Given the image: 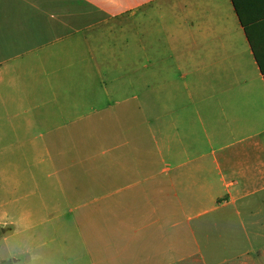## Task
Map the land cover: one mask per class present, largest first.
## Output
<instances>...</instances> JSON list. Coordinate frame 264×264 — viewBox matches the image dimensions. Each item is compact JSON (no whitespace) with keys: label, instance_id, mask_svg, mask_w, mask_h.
<instances>
[{"label":"crops","instance_id":"1","mask_svg":"<svg viewBox=\"0 0 264 264\" xmlns=\"http://www.w3.org/2000/svg\"><path fill=\"white\" fill-rule=\"evenodd\" d=\"M94 16L151 33L126 47L140 94L69 119ZM1 116L12 132L19 117L26 132L109 128L78 156L82 185L64 180L93 197L81 248L45 264H264V0H0Z\"/></svg>","mask_w":264,"mask_h":264},{"label":"rangeland","instance_id":"2","mask_svg":"<svg viewBox=\"0 0 264 264\" xmlns=\"http://www.w3.org/2000/svg\"><path fill=\"white\" fill-rule=\"evenodd\" d=\"M85 11L93 13L88 7ZM93 18L85 22L84 65L70 69L69 104L78 99L80 107H70L73 114L69 119H83L90 105L106 106L122 97V92L140 94L141 63L134 62L126 47L141 43L146 40L144 34L151 33L137 21L134 32L125 31V16L106 23ZM156 23L149 26V32L156 29ZM133 33L135 39L131 38ZM92 94L98 95V101H88L85 106L83 101ZM25 119L10 118L18 129L12 132L3 130L10 127L5 116L0 118V218L11 228H3L7 232L0 238V261L45 264L48 255L75 254L81 248L76 245L80 241L81 207L91 203L93 197L79 190V196H72L64 180L71 176L82 185L86 176L77 166L78 156L87 153L83 146L91 141L100 142L105 136L107 142L109 128L71 134L26 132L24 126H17ZM66 136L70 140L66 141ZM50 142V148L42 147Z\"/></svg>","mask_w":264,"mask_h":264},{"label":"trees","instance_id":"3","mask_svg":"<svg viewBox=\"0 0 264 264\" xmlns=\"http://www.w3.org/2000/svg\"><path fill=\"white\" fill-rule=\"evenodd\" d=\"M7 231L5 230V232L3 231V229L0 228V238L3 236V234H5ZM0 264H13V262L11 260H2L0 261Z\"/></svg>","mask_w":264,"mask_h":264}]
</instances>
